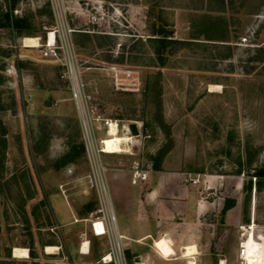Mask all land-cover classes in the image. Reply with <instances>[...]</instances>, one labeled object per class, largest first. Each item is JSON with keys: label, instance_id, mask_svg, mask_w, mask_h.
<instances>
[{"label": "rangeland", "instance_id": "374dc122", "mask_svg": "<svg viewBox=\"0 0 264 264\" xmlns=\"http://www.w3.org/2000/svg\"><path fill=\"white\" fill-rule=\"evenodd\" d=\"M7 10L0 25V264L105 263L106 237L73 220L97 203L84 182L89 164L63 67L41 46L46 31L59 27L101 112L141 125L132 152L102 154L107 166L149 162L224 175L234 195L226 202L238 196L236 209L254 218L256 238L264 236V0H0L1 22ZM206 24L225 27L223 39L198 31ZM157 28L184 39L167 44L163 59L148 38ZM36 35L40 45H23ZM111 65L132 68V90L114 87ZM83 236L88 253L79 249ZM46 245L58 248L48 253ZM14 246L29 256L14 257Z\"/></svg>", "mask_w": 264, "mask_h": 264}, {"label": "crops", "instance_id": "0c3cea01", "mask_svg": "<svg viewBox=\"0 0 264 264\" xmlns=\"http://www.w3.org/2000/svg\"><path fill=\"white\" fill-rule=\"evenodd\" d=\"M133 167L107 166L105 177L116 228L124 234L125 250H132L134 264H242L243 226L254 218L248 222L236 209L238 196L222 212L226 199L234 196L226 192L232 185L224 175L161 165L132 181ZM186 171L199 180L183 182Z\"/></svg>", "mask_w": 264, "mask_h": 264}, {"label": "built area", "instance_id": "2783aa9c", "mask_svg": "<svg viewBox=\"0 0 264 264\" xmlns=\"http://www.w3.org/2000/svg\"><path fill=\"white\" fill-rule=\"evenodd\" d=\"M54 35L50 40L48 32L41 41L44 53L50 58L56 60L62 65L60 77L68 82L70 91V99L73 101L79 125L81 130V142L86 154L89 164V169L83 175L84 182L87 187L95 191L97 206L83 217L74 216V220H85L89 222V229L95 235H103L107 239L108 249L103 253L101 261L111 264H128L126 261L125 245L123 233L117 231L116 228V213L113 210L110 200L109 189L105 177L107 164L102 158L103 153L108 152L105 136L110 133V124L114 120L117 123V132H128L130 135H139L141 133V125L135 122L138 128V134H132L129 124L131 120L124 121L121 118L110 117L104 115L96 100L94 93L89 89L87 81L82 76L77 56L75 53L73 41L71 37L63 30V28L52 29ZM42 39V37H40ZM111 78L115 88L122 90H132V68L120 67L118 65H111ZM132 144V141L130 142ZM132 152V151H129ZM132 181L144 179L151 164L146 162L143 166L138 163L133 165ZM183 182H196L199 180L197 176H192L191 172L184 173ZM61 191L66 196L65 188L60 185ZM247 225H250L248 223ZM259 233H256L258 235ZM246 234H244L243 238ZM87 240V251L89 252L91 240L87 236L79 242V249H81L83 242ZM240 261L245 264L242 257L245 250L243 239L239 246ZM110 254L109 258L106 255Z\"/></svg>", "mask_w": 264, "mask_h": 264}, {"label": "bare ground", "instance_id": "6f19581e", "mask_svg": "<svg viewBox=\"0 0 264 264\" xmlns=\"http://www.w3.org/2000/svg\"><path fill=\"white\" fill-rule=\"evenodd\" d=\"M50 40L54 35V31L50 30L48 32ZM24 46H38L40 45V38L37 36H25L23 38ZM110 133L105 136V143L108 152H129V143L134 140L135 135H130L128 132H117V123L112 121L110 124ZM134 143V142H132ZM245 229L246 226H243ZM255 223L248 225L246 235L243 238V245L245 250L243 252V258L245 264H264V236L259 235L257 238L254 234ZM87 240H85L81 247V252L87 251ZM58 246L55 245H46L44 250L48 253L55 252ZM189 250V249H188ZM12 255L16 258H26L29 256V251L27 248L14 246L12 248ZM110 254L106 255V258H109ZM190 264H194L190 262Z\"/></svg>", "mask_w": 264, "mask_h": 264}, {"label": "trees", "instance_id": "16d2710c", "mask_svg": "<svg viewBox=\"0 0 264 264\" xmlns=\"http://www.w3.org/2000/svg\"><path fill=\"white\" fill-rule=\"evenodd\" d=\"M5 15V22H1L0 21V25H4L6 23H8L9 21V10L5 11L4 13ZM15 25L16 26H22L23 25V20L22 19H16L15 21ZM163 31H159L158 28L155 30L156 32H154V36H148V38H150L151 40H155L158 42V47L155 49V52L157 53V55L163 59V50L165 49V47L167 46V44L171 43V42H182L184 41V39H175L172 37H169L168 33L166 32L165 29H162ZM198 31H200L201 33H203L206 38H210V39H223L222 37L225 36V34H223V31H225V27H221V28H213L211 25H205L203 27H199ZM81 148H83V145L80 144ZM68 158L70 159L71 157H73V151H70L69 153H67ZM264 174V171H263ZM256 189H258V185L256 186ZM234 201V200H232ZM233 202L227 203L225 202L223 208H222V212H225V210L232 205ZM88 206V205H87ZM127 254L129 253V251L127 250L126 252ZM105 264V263H104Z\"/></svg>", "mask_w": 264, "mask_h": 264}, {"label": "water", "instance_id": "95a60500", "mask_svg": "<svg viewBox=\"0 0 264 264\" xmlns=\"http://www.w3.org/2000/svg\"><path fill=\"white\" fill-rule=\"evenodd\" d=\"M129 127H130V130H131L132 134H138L139 133L138 128H137V125H136L135 122H131L129 124Z\"/></svg>", "mask_w": 264, "mask_h": 264}]
</instances>
